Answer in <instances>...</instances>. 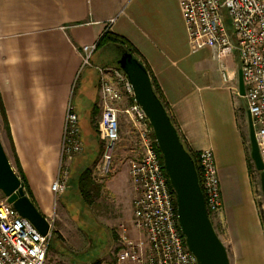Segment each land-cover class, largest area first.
Returning a JSON list of instances; mask_svg holds the SVG:
<instances>
[{"label": "crops", "instance_id": "crops-1", "mask_svg": "<svg viewBox=\"0 0 264 264\" xmlns=\"http://www.w3.org/2000/svg\"><path fill=\"white\" fill-rule=\"evenodd\" d=\"M105 32L123 37L139 53L188 150L196 156L204 149L213 152L221 208L212 224L229 264H264V204L257 202L247 147L239 57L233 53L217 61L208 48L192 53L178 0H0V105L37 210L46 219L56 211L50 186L58 172L66 106L74 98L83 65L82 47L96 43ZM111 49H103L109 59ZM223 70L230 79H223ZM98 101L95 82L85 99L93 119L98 117ZM92 118L79 125L88 140L94 136L92 128L99 130ZM4 126L0 115V140L13 160ZM12 167L20 178L14 162ZM96 218L113 246L110 232L117 220L100 214ZM60 229L67 247L69 238ZM71 244L85 249L88 241L83 236ZM61 254L54 252V259L61 261ZM61 262L125 264L108 252L93 262Z\"/></svg>", "mask_w": 264, "mask_h": 264}, {"label": "built area", "instance_id": "built-area-1", "mask_svg": "<svg viewBox=\"0 0 264 264\" xmlns=\"http://www.w3.org/2000/svg\"><path fill=\"white\" fill-rule=\"evenodd\" d=\"M192 53L208 48L221 61L235 51L244 85L246 111L250 115L259 154L264 163V0H178ZM230 19V29L225 22ZM95 43L82 47L83 64H89ZM98 128L103 142L96 168L108 173L119 141V114H126L136 132L141 156L130 162L133 185V218L118 229L115 259L125 264H197L180 231L175 193L160 161L148 117L136 102L132 86L118 67H98ZM223 79H230L223 70ZM127 103L123 108L121 104ZM78 115L68 101L63 125L58 172L50 186L55 198L67 188L72 160L82 153ZM197 171L210 219L221 208L219 179L213 152L197 154ZM50 223V222H49ZM133 231L135 233H133ZM52 224L41 235L19 215L0 191V264H49L47 251Z\"/></svg>", "mask_w": 264, "mask_h": 264}, {"label": "rangeland", "instance_id": "rangeland-1", "mask_svg": "<svg viewBox=\"0 0 264 264\" xmlns=\"http://www.w3.org/2000/svg\"><path fill=\"white\" fill-rule=\"evenodd\" d=\"M225 22L230 29V19L227 12H225ZM110 53H113L112 50H110ZM234 53L238 54L236 51ZM98 67L116 66L111 63L108 57L104 56L103 51H96L91 54L89 64L82 65L73 86L72 93L74 94V98L72 102L74 106L77 105L80 126L84 119L88 118L89 120L92 118L87 112L88 108L85 105V99L87 93L92 91L95 82H97V89L99 91V76L96 69ZM126 105L127 103H124L121 104L120 107L123 108ZM97 107L98 117L94 119V126L98 127L100 110L99 105ZM241 107L245 110L244 104H242ZM244 122L247 128L246 132H248L247 117L245 116ZM118 126L119 141L115 147L110 169L108 173L103 176L99 174L96 168L103 148L100 132L99 130L94 132L92 128V136H94L88 140L85 132L83 130L81 131V140L83 142L82 153L75 157V160L70 166L67 188L61 195L55 198L57 204L56 211L47 219L52 224V236L47 251V262L49 264H63L61 261L64 259L65 261H67V259L71 261L72 259L77 263L87 260L93 262L98 259L102 253L107 252L111 258L115 257L118 249V243H116V241L118 240L117 232L119 226L130 225L133 218V199L135 197V192L129 177V165L131 161L138 159L142 154L136 132L126 114H119ZM247 147L250 155L248 134ZM5 148L9 154L11 166H13L12 156L6 143ZM252 165L257 202L261 206L264 204V197L260 190L259 174H256L253 162ZM86 167L90 169L92 185L88 200L84 202L77 189V178L78 174L83 170L82 168ZM99 214L117 220L110 232L113 246L106 229L96 218ZM62 227L65 235L69 238L67 247L62 245L63 239L58 233V230ZM79 236L81 238L84 236L88 241L85 249L75 247V245L71 244L73 240L75 241L80 238ZM111 247L112 249L109 252ZM49 252H51V255ZM54 252H58L59 254L62 252L59 257L61 261L54 259Z\"/></svg>", "mask_w": 264, "mask_h": 264}, {"label": "water", "instance_id": "water-1", "mask_svg": "<svg viewBox=\"0 0 264 264\" xmlns=\"http://www.w3.org/2000/svg\"><path fill=\"white\" fill-rule=\"evenodd\" d=\"M127 76L136 102L140 105L153 129L163 170L175 193L177 221L188 250L197 264H229L225 246L219 239L205 208L199 177L191 155L180 141L166 109L156 95L149 74L143 64L129 53H122L116 61ZM239 95L244 96L241 72ZM250 159L259 173L260 190L264 197V163L259 154L250 115L247 113ZM0 191L20 216L27 219L41 235L50 228L49 221L37 210L25 194L0 140Z\"/></svg>", "mask_w": 264, "mask_h": 264}, {"label": "trees", "instance_id": "trees-1", "mask_svg": "<svg viewBox=\"0 0 264 264\" xmlns=\"http://www.w3.org/2000/svg\"><path fill=\"white\" fill-rule=\"evenodd\" d=\"M106 46H110V47L113 48V49H111L113 53H112V58L110 60H111V63L114 64L116 67H118L116 61L120 57V55L122 53L131 54L134 58H136L139 62H141L143 64V66L145 67V69L147 70V72L149 74V77L151 79V83H152V86H153V89H154L156 95L160 99V101L163 104L164 108L166 109L167 114L169 115L173 125L175 126V124H174V122H173V120H172V118H171V116H170V114L168 112V108L165 105L162 96L158 92V89H157V87H156V85L154 83V80L152 79L151 72L149 71L148 67L146 66V64L144 63L143 59L140 57L139 53L136 51V49L127 40H125L123 37L115 35V34H112V33H109V32H105L99 38V40L95 43L94 52L103 51V49ZM0 115L2 116V118L4 120L5 131L7 132L8 136H9V143H10V147H11L12 152H13V162H14L15 168H16V170L19 173V176L21 178V183H22L24 192L30 199L31 198V193L29 191L28 186L24 183V179H23V176L21 174L20 164H19V161H18V159H17V157L15 155V152H14L13 143H12V139H11L10 132H9V127H8L7 121L5 119L4 110L2 109L1 105H0ZM92 124H94V119L93 118H92ZM95 128H96V126H95ZM96 132H97V130H96ZM177 132H178V129H177ZM178 134H179V132H178ZM179 137H180V141L182 142L185 150L191 155V157H192V159H193V161L195 163L196 169H197V161H196V157L197 156L194 153H192L190 150H188V148L186 147V145H185L184 141L182 140L180 134H179ZM159 155H160V152H159ZM160 161L162 163L161 156H160ZM82 169L83 170H81V172L78 174L77 189H78V192H79L82 200L84 202H87L89 194H90V190H91L90 188H91V185H92V181H91V178H90L91 172H90V169L88 167L82 168ZM197 173H198V171H197ZM169 186H170V183H169ZM30 200L33 203L32 198Z\"/></svg>", "mask_w": 264, "mask_h": 264}]
</instances>
